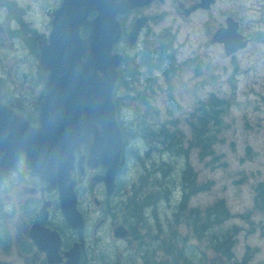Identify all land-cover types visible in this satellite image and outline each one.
I'll use <instances>...</instances> for the list:
<instances>
[{
    "label": "flooded vegetation",
    "instance_id": "obj_1",
    "mask_svg": "<svg viewBox=\"0 0 264 264\" xmlns=\"http://www.w3.org/2000/svg\"><path fill=\"white\" fill-rule=\"evenodd\" d=\"M62 1L46 0L45 9L51 12L54 7L61 5ZM9 7L13 12H18L15 6ZM18 14L20 13H14L12 18L22 25ZM143 15L149 16V21L141 31L138 42L132 46L128 39L129 34L135 20ZM121 19L123 38L117 44L116 51L125 57L115 96L119 119H122V116H126L125 120L128 117L134 118V121L126 122L123 128L125 144L127 142V145L141 148L138 176L135 172L132 173L133 167L129 172L125 171L126 173L122 174L126 162L124 153L122 158L124 163L120 165L116 175V189L109 193L105 181L102 180L106 174V167L103 164L91 166L88 162L89 148L85 143L82 144L81 152L86 155L82 163L85 168L81 170L82 165L80 166L77 161L72 170L78 207L85 221L81 238L79 232L69 225L63 214L59 185L50 186L41 176L35 174L30 159L22 154L16 167L0 185V264H67L69 253L74 246L81 249L80 264H100L97 258L104 254H112L114 259L117 260L118 257L119 261L130 262L134 259L135 257H130L129 250L136 246L132 231L137 225L130 211L133 195H130L129 190L134 188L136 181L141 182L146 178L149 181L159 170L164 173L166 164L160 161L161 157L156 149L158 142L156 138L159 137L162 128L158 118L154 117L158 116L159 111L153 108V104L159 101L164 104L167 99L172 98L171 92L166 89L171 87L175 79V59L187 44L179 41L181 26L178 25L187 24L194 27L198 25L200 44L186 55L182 64L178 65L179 69L188 67L193 56H200L198 64L194 66V73L190 75V82L199 78L200 84H204L208 66H212V70L220 68L218 63H212L214 60L208 59L210 52L213 51L225 54V40L213 42L218 33L223 39L240 36L241 42L247 41L244 49L229 58L230 64H238L239 67V63L243 61L242 55L246 52V58L253 59L258 54L264 55V0H153L145 6L131 10L121 16ZM5 22L12 28L8 19ZM28 22L31 23V20ZM165 23L166 26L157 29ZM3 30L7 31L6 28ZM83 34H86L85 30ZM48 35L49 29L46 27L45 33L40 36L47 39ZM11 38L13 42L15 39L20 41L16 36ZM25 46L30 53L37 51L32 44ZM16 48L28 56L27 51L22 50L21 46L17 45ZM32 56L34 61L39 62L35 55ZM255 62V66L263 64L261 59ZM0 66V86L5 91L2 102L20 113H25L31 124H37L39 107L37 110V107L29 102L27 91L29 87H26L28 82L18 80L29 75L19 74L13 78L6 66L1 64ZM39 79L44 93L46 77L40 76ZM141 127L151 129V135H140ZM135 134L138 135L136 138ZM166 169L168 197H163V202L168 203L167 210H170L174 205L175 196L172 191L170 193V184L175 180L174 176H170L174 166L167 165ZM2 208H6L7 214ZM146 216L154 220L153 215ZM155 220L156 223L150 226L155 231L158 229V234H153L151 243L158 247L161 237L157 218ZM261 223H264V219ZM121 226L128 230V234L123 238H117L116 230ZM184 237L190 240L191 234L185 233ZM146 248H149L148 245ZM126 252L128 257L125 256ZM150 253L151 255L143 246L142 252L137 256V263L148 264L153 258V251L150 250ZM258 264H264V261Z\"/></svg>",
    "mask_w": 264,
    "mask_h": 264
},
{
    "label": "water",
    "instance_id": "obj_2",
    "mask_svg": "<svg viewBox=\"0 0 264 264\" xmlns=\"http://www.w3.org/2000/svg\"><path fill=\"white\" fill-rule=\"evenodd\" d=\"M148 2L64 0L52 20L50 42L40 44L42 65L51 71L47 97L42 103L41 127L31 128L26 119L25 124L17 121L12 110L0 106V180L22 152L28 153L35 171L53 186L59 185L65 217L81 232L82 216L70 173L74 150L78 148L76 141L82 139V131L88 132L87 136L94 132L98 150L91 147L94 159L115 174L123 146L113 97L123 58L112 52L121 36L117 14ZM94 11L97 15L90 20L88 17ZM82 26L90 29L86 38L80 35ZM138 31L139 27H135L132 42ZM98 122L103 125L101 133L96 130Z\"/></svg>",
    "mask_w": 264,
    "mask_h": 264
},
{
    "label": "rangeland",
    "instance_id": "obj_3",
    "mask_svg": "<svg viewBox=\"0 0 264 264\" xmlns=\"http://www.w3.org/2000/svg\"><path fill=\"white\" fill-rule=\"evenodd\" d=\"M40 1L41 0L33 2L32 0H26V3L33 5L34 11L32 13H35L36 15H34V19L36 21L35 23L41 30H43L45 25L49 22V13L44 9V7L46 6L45 1L42 0V7L38 3ZM164 26H166V23L161 25L157 29H160ZM178 26H181L179 32V41L187 43L179 54V59L182 60L186 57L187 54H189V52L193 48L199 46V30L198 25L194 27L193 25L179 24ZM15 52L16 49L12 53H8L7 49H0V64L2 66H6L13 78L17 77L19 74L23 75L24 71L31 72L33 75L29 79V82L26 84V87H30V85H33L35 82L34 77L36 76V67L33 65L31 57L27 56V58H24L25 60H20ZM218 54L219 52L213 51V57L216 58L215 60L217 61V63L222 65L224 62ZM243 65L246 68L250 65V59L246 58V56L244 57ZM228 67L230 68V66ZM217 71L219 72V75L216 78V83L218 86L215 83H209V85L206 86V89L203 90L204 98L208 97L209 93L211 92L218 93V89H220L222 95H232V88L229 82H227L230 70L229 72H222L221 69ZM190 74V69L186 67L184 77L186 78ZM21 78L22 77H20L18 80H20ZM184 83H186L187 85L183 84L182 87L179 88L181 93L180 95L178 93V96L184 108L189 109L192 105V98L188 94V89L191 88L193 84H188L185 80ZM253 89L255 90V92H253ZM237 92L238 95L235 100V104L228 116V122L230 124L229 129L226 131V137L228 140L233 141V150H239L240 154L244 153L245 146L248 143L252 145L254 150L259 149L261 153L254 162L245 163L241 161V156H238L237 153L233 152L229 146L219 145L218 149L220 151L218 152L225 153V157L223 158V160L226 161V166L208 167L203 163L195 165L196 170L198 171L199 181L201 183L209 180H213L215 183L210 191H202L199 194L200 197L198 198L197 202L205 203L207 200L209 202L214 198L219 197H222L226 200L232 216L224 221L221 227H217V232L237 225L238 231L236 232V235H238L239 243L235 247V253L236 255H238L239 259H242L247 250L244 247H246V245H249L254 254L252 257H246L247 259L251 258L249 264H255V261L253 259L254 256H258L257 259H259L260 256H264V234L261 230H256V228L254 232H248L250 229H253L248 222L249 220H251V216H249L248 219H244L240 216H236L233 218V216L234 213L238 214L246 212V209L252 207V195L249 194V186L245 185L243 186V188H239V186H236L238 185V183L235 181L239 180L238 178H236V176L251 175L252 173H255L257 171V168L261 169V171L264 172V128L261 126L264 125V69H262V67L260 66L259 68L252 70L249 69L247 72H244L239 79V88ZM39 94V92H36L37 97L39 96ZM179 117H182L181 113L179 114ZM248 121H254V124L250 125L248 124ZM253 127H256V129H252ZM163 153L164 152H158L161 157L160 161L166 164L164 167L166 173H168V170L166 169L167 165L175 166L183 164V161H180L178 155L175 158H172L167 155V153L169 152L166 150L163 157ZM126 165L133 167L132 173H134L136 169L139 170L137 153L135 154V156L131 155V158L126 162ZM160 172H162V170ZM170 176H174V178L176 179L175 183L176 185H178L177 178L179 177V174L174 171ZM182 190L183 188H180L179 192H181ZM261 218L262 217L260 216V214L256 213H254L252 216V220L254 221V223ZM255 247L259 248L255 249Z\"/></svg>",
    "mask_w": 264,
    "mask_h": 264
},
{
    "label": "trees",
    "instance_id": "obj_4",
    "mask_svg": "<svg viewBox=\"0 0 264 264\" xmlns=\"http://www.w3.org/2000/svg\"><path fill=\"white\" fill-rule=\"evenodd\" d=\"M166 63H168V60L166 61ZM233 86H235L234 83ZM231 101L227 98H223L214 94L208 99L206 103L207 108L203 110V107L201 108L200 103H198L196 112L191 113V117L188 118L194 134V136L192 137V143L200 148L201 140L203 139V155L206 154L208 156L211 154H215L216 151L214 148V144L219 140V135L224 123V116L227 115L229 111ZM176 107L178 108L179 106ZM175 122H177V120H175ZM141 128L142 129L140 130V132L143 136L151 135V129H145L143 127ZM162 134H165L164 138L162 137ZM162 134L159 135V139L156 138L159 142L158 148H162V146L167 147L168 152H171L175 154V156H177L178 153L182 151V147L180 146V144L182 143L181 140L183 139V134H185V132L182 131L178 126H176V131L174 132V142L170 140L171 138L169 137V134ZM165 140L166 142L168 141V144L165 142ZM172 143H174L175 148H172ZM170 148L173 149V151Z\"/></svg>",
    "mask_w": 264,
    "mask_h": 264
},
{
    "label": "bare ground",
    "instance_id": "obj_5",
    "mask_svg": "<svg viewBox=\"0 0 264 264\" xmlns=\"http://www.w3.org/2000/svg\"><path fill=\"white\" fill-rule=\"evenodd\" d=\"M140 133V135H141V132H139ZM162 137L164 138V135H162ZM168 140V139H167ZM165 142H166V140H165ZM168 142V141H167ZM166 142V143H167ZM168 144V143H167ZM158 145H159V142H157V146H156V149H157V151L158 152H161V151H165V150H167V147H163L162 146V148H158ZM165 153V152H164ZM164 153H163V157H164ZM167 155H169L170 157H172V158H175L176 156H175V154H173V153H171V152H169V153H167ZM168 163V162H167Z\"/></svg>",
    "mask_w": 264,
    "mask_h": 264
}]
</instances>
